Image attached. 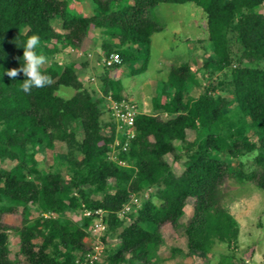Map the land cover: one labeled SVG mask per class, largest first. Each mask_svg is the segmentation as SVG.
I'll list each match as a JSON object with an SVG mask.
<instances>
[{
	"label": "trees",
	"instance_id": "trees-1",
	"mask_svg": "<svg viewBox=\"0 0 264 264\" xmlns=\"http://www.w3.org/2000/svg\"><path fill=\"white\" fill-rule=\"evenodd\" d=\"M70 1L0 0V163L11 162L0 166V264L15 260L10 231L27 264H83L97 244L86 240L95 220L104 225L105 248L103 262L93 264H155L161 226L177 228L188 199L186 252H173L205 257L223 245L218 264H247L237 251L239 223L217 194L231 177L264 196V0H89V14ZM186 2L206 21L212 52L202 61L204 81L188 62L171 66L151 112H143L122 96L111 73L125 60L141 61L132 75L144 72L151 37L161 30L149 11ZM92 28L103 36L100 94L82 80L78 69L86 60H55L67 47L78 50ZM33 34L50 60L42 71L52 83L26 94L23 74L13 80L6 70L21 67L20 45ZM112 53L119 61L106 65ZM194 87L201 89L196 96ZM125 104L134 106L131 126L115 113ZM56 143L65 160L54 151L49 167H40L36 155ZM167 155L182 166L179 174ZM19 208L20 226L2 223V214Z\"/></svg>",
	"mask_w": 264,
	"mask_h": 264
},
{
	"label": "rangeland",
	"instance_id": "rangeland-1",
	"mask_svg": "<svg viewBox=\"0 0 264 264\" xmlns=\"http://www.w3.org/2000/svg\"><path fill=\"white\" fill-rule=\"evenodd\" d=\"M90 6L89 0L70 1V7L80 13L89 14ZM260 8L264 13V5ZM149 15L158 21L161 30L155 32L151 37L147 69L144 72L132 75L130 70L135 66H139L141 61L125 60L111 73L113 79L118 80L122 96L143 112H151L152 96L155 93L160 94L171 66L188 62L198 79L203 82L202 61L212 52L207 41L208 34L204 13L193 2L181 4L160 3L149 11ZM54 25L57 26L56 21ZM102 39L103 36L100 31L92 28L83 39L78 50L67 47L62 53L55 55V60L63 63L65 59L69 58L70 61L76 62L77 66L86 60L87 65L80 67L78 70L82 72L83 82L86 85L93 86L99 94L101 81L97 76L101 71V65L99 64L100 61L97 60V56H103L100 49ZM232 50L236 52L237 48L232 46ZM49 63L50 60L47 59L46 64ZM200 90V88L194 87L190 93L196 96ZM62 93L69 96L73 91L67 89L63 90ZM189 135L192 138V132ZM54 151L60 152L62 153L61 156H64V146L61 143H56L54 149H47L45 152L36 155L40 167L46 169L49 167V164L52 163ZM63 159L65 160L64 157ZM166 159L171 163L174 172L179 174L182 166L178 161H174L171 155H167ZM10 164L11 162L6 160L1 162L0 166L6 168ZM217 195L219 204L227 207L239 223L238 255L242 256L247 264H264V196L262 192L256 189L253 183L238 184L233 178L225 177L219 185ZM192 202V199H188L185 206V215L181 218L177 228H174L170 223L161 226L162 242L157 249L158 259L155 264H188L191 262L193 264H218L219 252L225 251L223 245L214 250V255L210 252L205 257L201 255L189 257L184 255L186 252V238L183 233V225L190 218ZM125 207L130 206L126 204ZM34 216L35 213L32 214V217ZM72 217L73 219L76 218V216ZM1 221L10 227L20 226V208L15 213L2 214ZM97 222L99 220L93 222V226L90 228V237L86 240L100 246L103 262L105 245L99 239L102 229L95 228ZM35 241H39V239L36 238ZM116 241L114 238H107L109 244H114ZM8 244L10 258H15L13 264H27L23 256L18 254L19 236L13 231L9 233ZM174 248L181 249L184 253L173 252Z\"/></svg>",
	"mask_w": 264,
	"mask_h": 264
},
{
	"label": "clouds",
	"instance_id": "clouds-1",
	"mask_svg": "<svg viewBox=\"0 0 264 264\" xmlns=\"http://www.w3.org/2000/svg\"><path fill=\"white\" fill-rule=\"evenodd\" d=\"M39 45L40 36L38 34L29 36L20 45L23 49L22 57L24 63L18 69L12 68L6 70L7 76L13 80L23 74L25 78L22 80L23 83L20 88L26 94H30L33 89H42L52 83L50 76L42 71V66L47 63V57L38 52Z\"/></svg>",
	"mask_w": 264,
	"mask_h": 264
},
{
	"label": "built area",
	"instance_id": "built-area-1",
	"mask_svg": "<svg viewBox=\"0 0 264 264\" xmlns=\"http://www.w3.org/2000/svg\"><path fill=\"white\" fill-rule=\"evenodd\" d=\"M103 61L105 62L106 65H110L113 62H118L119 56L117 53H112L108 58L104 57ZM133 107H134L133 105L125 104V110H123L119 106L118 107L114 106V108H117L115 112L116 116L121 121L125 122L128 126H131L133 123V114H134ZM135 200L136 199H133V201ZM125 208L128 209V207ZM86 214H89V212H86ZM95 228H100L104 230V225L99 220V222H97V224L95 225ZM97 260H101L100 246L98 244H95L92 248V251L85 254V261L83 262V264H93Z\"/></svg>",
	"mask_w": 264,
	"mask_h": 264
}]
</instances>
